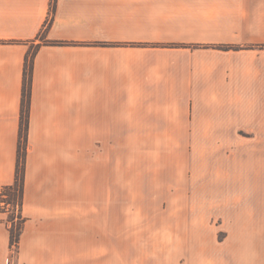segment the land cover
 I'll return each instance as SVG.
<instances>
[{
  "label": "crops",
  "instance_id": "1",
  "mask_svg": "<svg viewBox=\"0 0 264 264\" xmlns=\"http://www.w3.org/2000/svg\"><path fill=\"white\" fill-rule=\"evenodd\" d=\"M37 46L25 223L14 249L0 213V264H264V176L211 183L204 209L190 184L123 188L99 152L264 142V0H0V186Z\"/></svg>",
  "mask_w": 264,
  "mask_h": 264
},
{
  "label": "rangeland",
  "instance_id": "2",
  "mask_svg": "<svg viewBox=\"0 0 264 264\" xmlns=\"http://www.w3.org/2000/svg\"><path fill=\"white\" fill-rule=\"evenodd\" d=\"M206 131L208 128H198ZM238 142L215 144L206 141L186 143H129L115 144L111 149H99L102 166L106 163L121 169L123 188L127 183H186L199 192L206 207L210 184L215 182H246L256 184L263 181L264 142H258L255 133L239 132ZM200 138L208 139V136ZM75 144V150H81ZM98 154V149L94 150ZM80 165V161H79ZM262 172V173H261ZM261 173V174H259ZM128 187V186H127ZM191 188V186H190ZM203 194V195H202ZM194 205V204H192ZM193 209V207H192ZM206 209V208H204ZM7 217H8V213ZM110 240L107 239V243ZM160 240L155 237L154 248L160 250ZM107 255V259H108ZM107 264H113L108 261Z\"/></svg>",
  "mask_w": 264,
  "mask_h": 264
},
{
  "label": "trees",
  "instance_id": "3",
  "mask_svg": "<svg viewBox=\"0 0 264 264\" xmlns=\"http://www.w3.org/2000/svg\"><path fill=\"white\" fill-rule=\"evenodd\" d=\"M46 44L57 45L59 43L47 42ZM38 46L35 47L32 53L25 59L21 99L20 135L17 148V164L14 182L11 185L0 186V213H8L7 223L9 224L10 243L12 246L15 245L16 247L25 223V218L22 216L21 210L24 193L32 65Z\"/></svg>",
  "mask_w": 264,
  "mask_h": 264
},
{
  "label": "built area",
  "instance_id": "4",
  "mask_svg": "<svg viewBox=\"0 0 264 264\" xmlns=\"http://www.w3.org/2000/svg\"><path fill=\"white\" fill-rule=\"evenodd\" d=\"M15 247H16V246L14 245V249H15Z\"/></svg>",
  "mask_w": 264,
  "mask_h": 264
}]
</instances>
